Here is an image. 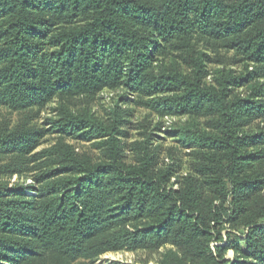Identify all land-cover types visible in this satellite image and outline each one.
I'll list each match as a JSON object with an SVG mask.
<instances>
[{
  "label": "trees",
  "instance_id": "trees-1",
  "mask_svg": "<svg viewBox=\"0 0 264 264\" xmlns=\"http://www.w3.org/2000/svg\"><path fill=\"white\" fill-rule=\"evenodd\" d=\"M131 103L185 121L127 143ZM49 107L48 129L0 126V264H264V0H0V110Z\"/></svg>",
  "mask_w": 264,
  "mask_h": 264
},
{
  "label": "rangeland",
  "instance_id": "rangeland-1",
  "mask_svg": "<svg viewBox=\"0 0 264 264\" xmlns=\"http://www.w3.org/2000/svg\"><path fill=\"white\" fill-rule=\"evenodd\" d=\"M238 69V68H237ZM121 96V93H115V92H105L102 94L98 100L93 104L92 111L98 114H104L106 111L112 108L113 104L116 103V101ZM118 102V101H117ZM135 106L133 103L131 105L127 106L128 109L133 108ZM132 117L130 118V121L133 123V129L132 126L128 129V138L127 143L132 142L136 139H141V137L138 135L139 131L134 130L135 127L138 125H144L147 127H153L157 124L162 125L163 131L168 130L174 123H183L185 120H174L169 118H160L155 114H152L150 111L142 109L140 107H136L134 111L131 112ZM55 113H53V110L51 107L47 109L46 111H42L40 113L35 114H14L11 113L8 110H0V126H4L5 124H9L11 126H15L17 124H23L25 123V120L29 119V122L31 123L30 126L37 127L39 129H48L51 127L49 125L50 119H57ZM152 129V128H150ZM162 137H165L164 134L158 133ZM55 142V135H49L47 136L42 143V146L37 150L40 151L43 148H47L48 146L54 144ZM163 145V153L162 156L164 157L165 161H174L178 166V176H184L187 175L192 171V163L193 159L188 154L186 150H182L176 146V144L173 143L172 139H167L165 142L161 141ZM72 144L75 146V148L78 151L84 152V153H94V148L90 143L85 142H72ZM8 159L0 158V164H5ZM17 177H15L12 180V183L20 182L25 183V185L32 184V180L30 177H22L21 179L16 180ZM177 179V178H176ZM173 183H176V180L172 181ZM177 188V186L173 187ZM230 230H224L222 232V235L225 240L228 239V232ZM245 231H232V234H243ZM223 242L219 243H213V245H222ZM171 245V244H170ZM169 246V245H167ZM165 248L161 247L159 249L154 248V246L146 247L143 249H139L137 251L131 252V251H118V252H110L105 255H102L99 257L94 264H111L113 262H119V263H129V264H158L161 256L165 252ZM233 258L232 253L229 254L227 259ZM87 264L89 261H83Z\"/></svg>",
  "mask_w": 264,
  "mask_h": 264
}]
</instances>
